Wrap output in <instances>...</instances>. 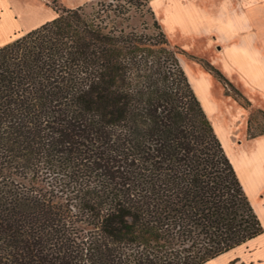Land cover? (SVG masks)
Wrapping results in <instances>:
<instances>
[{
  "label": "trees",
  "instance_id": "trees-1",
  "mask_svg": "<svg viewBox=\"0 0 264 264\" xmlns=\"http://www.w3.org/2000/svg\"><path fill=\"white\" fill-rule=\"evenodd\" d=\"M144 5L0 47V264H205L264 232L157 22L121 26Z\"/></svg>",
  "mask_w": 264,
  "mask_h": 264
},
{
  "label": "crops",
  "instance_id": "crops-1",
  "mask_svg": "<svg viewBox=\"0 0 264 264\" xmlns=\"http://www.w3.org/2000/svg\"><path fill=\"white\" fill-rule=\"evenodd\" d=\"M149 6L164 32L183 49L191 52L190 43L201 44L208 52L226 57L224 75L230 76L237 67L251 82L264 87V51L254 45L264 33V0H149ZM27 16L42 18L28 25ZM55 17L57 13L41 0H0V47L11 42L15 34L29 32ZM217 46L220 50L213 53ZM180 64L264 228V136L250 137L242 123L233 120L234 115H241V109L232 105L229 114L222 113L220 103H228L215 93L217 86L208 73L197 64L191 65L190 73ZM211 113L218 118L211 119ZM262 234L220 256L228 254V259L247 248L250 252L241 257L242 261L263 264L264 250L256 244ZM256 249L259 252L254 254ZM228 262L225 259L223 264Z\"/></svg>",
  "mask_w": 264,
  "mask_h": 264
},
{
  "label": "rangeland",
  "instance_id": "rangeland-1",
  "mask_svg": "<svg viewBox=\"0 0 264 264\" xmlns=\"http://www.w3.org/2000/svg\"><path fill=\"white\" fill-rule=\"evenodd\" d=\"M30 2L32 0H29ZM46 5L51 7L58 15L57 9H74L79 6H82L83 11L86 15L92 14L94 9L97 6L99 0H41ZM145 4L139 13L131 12L130 18L124 21L121 26L126 30H134L137 33H143L146 36H152L157 33V30L153 27V21L155 20L159 25L161 31L164 33L169 46L174 48V50L178 53V59L180 63L183 64L185 69L190 70L191 73V65L197 64L201 70L205 73H208L211 78L214 80L217 91L215 93L219 94V96L223 97L228 103L227 105H222L220 103L222 113L229 114V106L237 109H241V115H234V121H240L244 130L248 135L264 136V87L259 84L253 83L250 79L246 78L237 67H232L234 72L230 76H226L223 73V64L226 57L212 54L208 52L207 49L204 48L201 44L190 43L189 47L193 54L185 49H183L179 44H177L174 40H172L163 30L161 22L153 13V16L150 15L148 9L151 10L149 6V0H142ZM42 17L33 18L31 16L25 17V21L28 25H32L36 21L40 20ZM17 35V34H15ZM257 49L264 51V33L261 37H257L256 43L254 44ZM220 50V46H217L213 49V53H217ZM201 61H205L212 65V67L217 70L221 77H217L214 72H209ZM264 66L263 64H261ZM182 66V65H181ZM184 70V69H183ZM214 93V92H213ZM217 94V95H218ZM237 94L241 95L242 98H237ZM222 100V101H223ZM211 119H217L218 115H214V113L210 114ZM264 234L257 238L256 244L260 245V249L264 250L262 246H264ZM249 249H241L239 252L234 253L232 256L228 254L218 257L217 259L207 263V264H223L224 260H229L226 264H247L244 263L241 259L243 255L249 253ZM258 249L254 251L256 254ZM264 264V263H263Z\"/></svg>",
  "mask_w": 264,
  "mask_h": 264
}]
</instances>
